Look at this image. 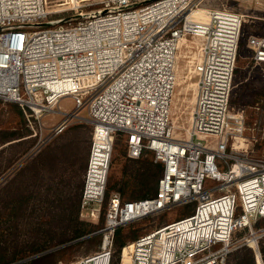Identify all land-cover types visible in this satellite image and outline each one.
I'll use <instances>...</instances> for the list:
<instances>
[{"label": "built area", "instance_id": "2783aa9c", "mask_svg": "<svg viewBox=\"0 0 264 264\" xmlns=\"http://www.w3.org/2000/svg\"><path fill=\"white\" fill-rule=\"evenodd\" d=\"M47 1L0 0V98L31 116L61 114L54 136L76 118L93 125L82 210L93 203L96 217L119 135L131 159L150 150L163 165L153 195L110 196L101 250L75 264H111L118 227L191 202L190 214L126 245L123 264H227L240 230L247 234L239 247L252 246L264 219V157L230 150L246 129L244 110L232 107L245 15L219 7L199 18L195 13L205 8L197 0H103L53 24L45 22ZM193 36L201 39L202 54L193 64L196 95L183 136L172 108L179 44ZM247 45L252 60L264 64V32L251 34ZM69 99L72 110L62 108Z\"/></svg>", "mask_w": 264, "mask_h": 264}, {"label": "rangeland", "instance_id": "374dc122", "mask_svg": "<svg viewBox=\"0 0 264 264\" xmlns=\"http://www.w3.org/2000/svg\"><path fill=\"white\" fill-rule=\"evenodd\" d=\"M205 9L226 7L242 12L245 24L239 47L232 92V107L245 113L242 143L231 151L264 157V64H256L247 45L251 34L264 32V0H197ZM45 22L59 23L70 17L76 7L92 10L103 0H48ZM201 42L186 37L178 52L177 83L172 121L179 135L187 136L192 122L197 77L193 64L198 60ZM180 83V84H179ZM181 90V92H180ZM72 110L73 103L62 102ZM83 116H88L83 112ZM49 114L31 116L20 105L0 98V264H75L81 258L101 250L107 222V202L114 192L124 200L153 195L161 172L154 153L145 151L139 158L127 154L126 138H116L108 178L105 202L100 214L92 215V203L82 210L83 161L91 149L93 125L74 119L61 134L54 136L53 126L62 119ZM87 169V168H86ZM196 202L176 205L162 212L127 224L123 228L124 245L115 239L111 264H123L128 258L123 248L141 235L190 214ZM259 240L240 246L247 230L236 232L227 264H257L258 252L264 262V219L256 226ZM115 236V234H114ZM260 257V256H259Z\"/></svg>", "mask_w": 264, "mask_h": 264}, {"label": "bare ground", "instance_id": "6f19581e", "mask_svg": "<svg viewBox=\"0 0 264 264\" xmlns=\"http://www.w3.org/2000/svg\"><path fill=\"white\" fill-rule=\"evenodd\" d=\"M48 12L50 13L51 11L48 9ZM196 14V17H199V18H203V19H207L208 18V11L206 10V9H200V11L199 12H197V13H195ZM192 38H194V39H198V40H200V42H201V39L200 38H198V37H192ZM186 39V37L185 38H183L182 40H181V42H180V44H179V46H181V43L183 42V40H185ZM201 54H202V48L200 49V51L198 52V60H199V58L201 57ZM179 73H177V83H178V81H179ZM180 84V83H179ZM177 85V84H176ZM178 86V85H177ZM194 89H196V83H195V86H194ZM196 91V90H195ZM180 92H181V90H180ZM195 95H196V93H195ZM174 100H175V97H174ZM259 237L258 236H255V237H253L252 239H251V241H250V243L251 244H253V243H255V242H257V239H258ZM107 256H106V253H103L102 255H101V258L102 259H104V258H106Z\"/></svg>", "mask_w": 264, "mask_h": 264}, {"label": "trees", "instance_id": "16d2710c", "mask_svg": "<svg viewBox=\"0 0 264 264\" xmlns=\"http://www.w3.org/2000/svg\"><path fill=\"white\" fill-rule=\"evenodd\" d=\"M163 166V165H162ZM163 172V167L161 168L160 165H159V170H158V173ZM125 225L123 226H120L118 227L116 230H115V236H114V239L120 244V245H124V239H123V228H124ZM126 250V249H125ZM247 264H254V262H252L251 260L247 262Z\"/></svg>", "mask_w": 264, "mask_h": 264}, {"label": "crops", "instance_id": "0c3cea01", "mask_svg": "<svg viewBox=\"0 0 264 264\" xmlns=\"http://www.w3.org/2000/svg\"><path fill=\"white\" fill-rule=\"evenodd\" d=\"M89 154H90V146L89 148H86L85 150V155H84V161H83V178L85 176V172H86V168H87V165H88V159H89ZM84 183V181H83Z\"/></svg>", "mask_w": 264, "mask_h": 264}]
</instances>
